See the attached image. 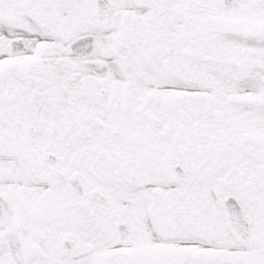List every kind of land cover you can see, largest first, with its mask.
Wrapping results in <instances>:
<instances>
[{
	"label": "snow or ice",
	"instance_id": "obj_1",
	"mask_svg": "<svg viewBox=\"0 0 264 264\" xmlns=\"http://www.w3.org/2000/svg\"><path fill=\"white\" fill-rule=\"evenodd\" d=\"M0 264H264V0H0Z\"/></svg>",
	"mask_w": 264,
	"mask_h": 264
}]
</instances>
